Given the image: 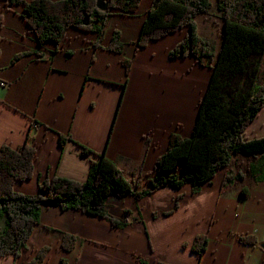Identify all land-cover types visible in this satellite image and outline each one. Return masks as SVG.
Returning a JSON list of instances; mask_svg holds the SVG:
<instances>
[{
	"label": "crops",
	"instance_id": "1",
	"mask_svg": "<svg viewBox=\"0 0 264 264\" xmlns=\"http://www.w3.org/2000/svg\"><path fill=\"white\" fill-rule=\"evenodd\" d=\"M149 4L144 0L134 14H113L103 34L72 28L58 42H39L21 4L0 0V77L6 82L0 90V148L21 150L27 143L37 150L34 177L17 182L16 191L34 195L45 177L85 182L96 156L84 157L81 146L105 153L127 179L148 187L172 133L191 136L211 71L192 56L169 57L187 28L137 50ZM216 12L199 15L196 24L218 52L223 33L216 38L208 28L212 18L224 22ZM114 30L120 32L119 53L111 48ZM124 59L132 61L128 75ZM59 134L72 140L62 146ZM262 136L264 106L245 131L250 140ZM224 172L196 193L186 184L141 199L109 197V212L126 218L125 228L77 210L44 206L28 246L18 258L0 257V264H28L44 246L50 250L43 264H138V255L149 264H264V179L246 178L221 193ZM62 233L78 237L71 251L62 249ZM199 234L208 236L201 256L190 248ZM241 235L255 236L257 243H242Z\"/></svg>",
	"mask_w": 264,
	"mask_h": 264
},
{
	"label": "trees",
	"instance_id": "2",
	"mask_svg": "<svg viewBox=\"0 0 264 264\" xmlns=\"http://www.w3.org/2000/svg\"><path fill=\"white\" fill-rule=\"evenodd\" d=\"M144 0H110L108 9L97 8V0H9L21 4L24 19L39 42H58L68 29L105 33L113 14H134ZM215 8L223 18V38L218 52L198 32L197 17ZM88 17L87 25L83 23ZM187 28L185 38L172 48L170 58L192 56L210 69L209 83L199 100L198 114L190 137L172 133L164 154L157 159L155 174L149 186L141 190L139 180L127 179L124 171L105 153L81 146L84 157L94 154L85 182L45 177L39 180L36 194L15 190L17 182L34 177L37 150L25 144L19 150L9 145L0 148V257L18 258L28 246L40 225L44 206H58L63 211L77 210L105 219L114 228L129 225L126 218L109 212V197L134 196L141 199L165 186L181 188L190 185L192 192L201 191L221 170L225 176L222 192L249 178L255 183L264 179V136L247 139L245 131L264 106V0H151L136 40L139 50L151 41ZM120 32L114 30L111 48L122 50ZM136 50V51H137ZM128 75L132 61L123 60ZM128 79L122 82L125 89ZM60 135L63 146L71 137ZM249 160L241 167L237 158ZM236 166V168L232 166ZM247 192L242 189L241 196ZM181 197V196H179ZM129 211H125L127 213ZM207 235H197L191 250L201 256L207 251ZM77 236L62 233L64 251L76 246ZM242 243L256 244L257 237L241 235ZM185 247L187 245L184 244ZM49 247H41L28 264H43ZM138 264H149L137 256ZM68 261L62 260L61 264ZM164 264V263H159Z\"/></svg>",
	"mask_w": 264,
	"mask_h": 264
},
{
	"label": "rangeland",
	"instance_id": "3",
	"mask_svg": "<svg viewBox=\"0 0 264 264\" xmlns=\"http://www.w3.org/2000/svg\"><path fill=\"white\" fill-rule=\"evenodd\" d=\"M212 13H217L216 12V9L213 7L212 8ZM210 15V14H209ZM198 18V17H197ZM209 18H211V16H209ZM199 22H200V19H199ZM222 27H223V21H221V20H218V19H216V18H212L211 20H209V22H208V28H210L209 29V35L211 36V35H214V37H219L218 35L220 34V36H222ZM237 163H239L240 164V166L242 167L243 165H244V163H246V162H248V158L247 157H245V156H240L239 158H237ZM232 167H234V168H236V166H232ZM224 176H225V172H224ZM222 180H223V176H222ZM149 183V182H148ZM222 183V182H221ZM147 188V186H146V184H145V182H143L142 183V185H141V190L142 189H146ZM155 191V190H154ZM153 191V192H154ZM222 191V190H221ZM153 192H151L149 195H151ZM224 192H226V191H224ZM224 192H221V193H224ZM179 196H181V197H179ZM179 196H177V198H176V203H178L182 198H183V195L181 194V195H179ZM134 213H131V211H129V212H127L126 213V216L130 219H132V220H135V218H134V215H133ZM142 217V216H141Z\"/></svg>",
	"mask_w": 264,
	"mask_h": 264
},
{
	"label": "water",
	"instance_id": "4",
	"mask_svg": "<svg viewBox=\"0 0 264 264\" xmlns=\"http://www.w3.org/2000/svg\"><path fill=\"white\" fill-rule=\"evenodd\" d=\"M110 2V0H97L96 6L97 8H99L101 11H105L108 9V3ZM88 17L85 18V20L83 21V23L85 25H87V21ZM262 248L264 249V243H261Z\"/></svg>",
	"mask_w": 264,
	"mask_h": 264
},
{
	"label": "built area",
	"instance_id": "5",
	"mask_svg": "<svg viewBox=\"0 0 264 264\" xmlns=\"http://www.w3.org/2000/svg\"><path fill=\"white\" fill-rule=\"evenodd\" d=\"M6 85V82L0 77V90Z\"/></svg>",
	"mask_w": 264,
	"mask_h": 264
}]
</instances>
